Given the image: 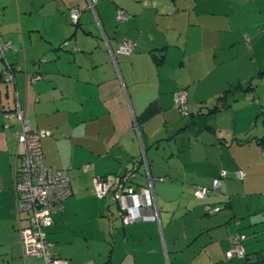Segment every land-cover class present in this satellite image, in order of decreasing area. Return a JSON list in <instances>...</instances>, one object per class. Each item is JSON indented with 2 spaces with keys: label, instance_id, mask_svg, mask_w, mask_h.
Instances as JSON below:
<instances>
[{
  "label": "crops",
  "instance_id": "obj_1",
  "mask_svg": "<svg viewBox=\"0 0 264 264\" xmlns=\"http://www.w3.org/2000/svg\"><path fill=\"white\" fill-rule=\"evenodd\" d=\"M86 5L0 0V38L12 44L0 59V264H45L26 256L20 239L21 125L13 118L4 126V112L18 102L34 128L51 132L42 138L45 162L71 180L47 229L55 256L68 264H264V121L257 124L264 92L250 89L254 103L209 113L231 89L212 77L217 66L243 67L240 84L264 66V0H100L99 21ZM72 7L83 10L79 27ZM118 7L126 20L116 19ZM125 39L138 43L131 56L117 51ZM196 50L209 67L197 76ZM152 53L165 55L161 65ZM8 65L16 69L9 83ZM179 88L188 92L189 114L175 106ZM132 168L139 194L153 182L158 219L125 225L119 206L97 196L94 179L117 183ZM198 186L209 189L206 198L195 196ZM237 234L246 236V256L227 258Z\"/></svg>",
  "mask_w": 264,
  "mask_h": 264
},
{
  "label": "built area",
  "instance_id": "obj_2",
  "mask_svg": "<svg viewBox=\"0 0 264 264\" xmlns=\"http://www.w3.org/2000/svg\"><path fill=\"white\" fill-rule=\"evenodd\" d=\"M98 0H87L88 6L94 13ZM80 12L77 7L71 9V16L77 19ZM117 17L124 19L127 14L123 10L118 11ZM11 47L8 40L0 38V53ZM131 41H124L119 44L118 51L131 54L134 49ZM14 70L8 66L6 81L14 79ZM188 92L186 89H179L175 93V101L178 107L186 112ZM6 119L16 118L20 121L21 129L19 143L22 145L21 164L15 166V192L17 197L18 221L20 239L26 256L33 255L42 257L45 264H68L66 259L57 257L52 250V242L47 237V229L53 224L52 213L63 207L64 200L72 193V186L68 171L56 168L47 164L44 160L42 148V138L51 134L50 130L44 128H34L26 118L24 107L18 102L12 111L5 113ZM9 123H5L8 127ZM89 164L84 165L88 170ZM135 172L129 171L124 174L117 183H112L104 177H95L96 193L99 197H106L112 190L111 196L118 201L121 206V214L125 224L138 220L158 219V207L153 190V182L149 180L148 185L141 188L140 194L132 184ZM236 176L244 179V170H237ZM221 179L213 181V187L218 188ZM209 189L198 187L196 196L205 198ZM148 209H150L148 211ZM219 210L214 208L212 213ZM25 213L27 223L23 225L21 214ZM264 215V211H263ZM245 235L237 234L232 238V247L227 250L226 255L232 257H244L246 251L244 247ZM264 256V254H262Z\"/></svg>",
  "mask_w": 264,
  "mask_h": 264
},
{
  "label": "rangeland",
  "instance_id": "obj_3",
  "mask_svg": "<svg viewBox=\"0 0 264 264\" xmlns=\"http://www.w3.org/2000/svg\"><path fill=\"white\" fill-rule=\"evenodd\" d=\"M231 52L225 51L220 58H224V56L230 54ZM193 66H191L193 70V74L195 76L205 72L206 70L209 69L208 65L203 63V60H201L202 57H198L197 50L194 51L193 53ZM200 54V53H199ZM264 66L261 67L263 69ZM243 69V67H240L237 63H225L224 65H219L216 67V69L212 73V77L216 78L217 81L219 82V88H222L223 86H230L231 87V92L233 95L231 96L232 99V104L239 102L240 100H244V91L241 90V84L244 87H247L248 85L254 86L251 90L259 94H262L264 92V73H261V69L258 68L256 72L253 74V77L248 78L244 80L241 84L239 81V76L243 75V73L239 74V70ZM246 69V68H245ZM246 71V70H245ZM230 81V82H229ZM204 85V83H202ZM202 87V86H201ZM220 88V89H221ZM213 88H208L206 89L209 91V93H212ZM202 90V89H201ZM201 92V91H200ZM238 97L235 101L234 98ZM263 103V102H262ZM264 121V114L260 117V120L257 122L258 126H261V123ZM110 198V197H109ZM108 198V199H109ZM111 200V199H109ZM41 263V262H39Z\"/></svg>",
  "mask_w": 264,
  "mask_h": 264
},
{
  "label": "trees",
  "instance_id": "obj_4",
  "mask_svg": "<svg viewBox=\"0 0 264 264\" xmlns=\"http://www.w3.org/2000/svg\"><path fill=\"white\" fill-rule=\"evenodd\" d=\"M99 1L100 0H98L97 1V4H96V6H95V11H96V13H94L93 11H92V9H90L89 8V6H88V3H87V5H86V9L87 10H89V11H92L94 14H95V17L97 16L98 17V14H97V5H98V3H99ZM72 8H74V7H72ZM72 8H70V19H71V22H72V24H74L75 25V27H79L80 26V20H81V16H82V12H83V10H82V8H78V10H79V12H80V15H79V17L77 18V19H74L72 16H71V9ZM119 10H123V11H125V13L127 14V17L126 18H124V19H119L118 17H117V15H118V11ZM128 16H129V13H128V11L126 10V9H124V8H122V7H118V9H117V12H116V19L118 20V21H123V20H126L127 18H128ZM96 17V19L99 21V18H97ZM1 37V36H0ZM124 41H131L133 44H134V49H133V51H132V53L131 54H125V53H122V54H125V55H128V56H131L133 53H134V51L136 50V48H137V46H138V43L136 42V41H134V40H132V39H125V40H123V41H121L120 43H122V42H124ZM119 43V44H120ZM68 45H69V40H65L62 44H61V48L63 49H65V48H67L68 47ZM119 46V45H118ZM11 47H12V44H11ZM11 47H9L8 49H6L5 50V52L3 53V54H1L0 53V59H2V60H6V52L11 48ZM75 50H80V48H78V47H75L74 48ZM117 51H118V47H117ZM119 52V51H118ZM121 53V52H120ZM153 54V56H154V60H155V62H156V64L157 65H161L162 63H163V60H164V57H165V55L164 54H162L161 56H157L155 53H152ZM42 60H46V58H42ZM13 65V64H12ZM8 66H10L11 68H12V70H14L13 71V73H14V79L12 80V81H6V77H7V74H8ZM7 66V68H6V66H5V68H4V70L5 71H3V78H4V81H6V82H13L14 80H15V72H16V69H15V67H13V66H11V65H8ZM261 73H264V68L263 69H261ZM34 75H38V76H40V74H34ZM37 78H39V77H37V76H35V78L34 79H37ZM42 78V77H41ZM254 86H252V85H248L247 87H244L243 85H241V90H243L244 91V98L248 101V102H250V103H254L255 101H257V98H256V96L254 95V93H252V92H250L249 90L250 89H252ZM179 89H182V88H179ZM178 89V90H179ZM183 89H185V88H183ZM177 90V91H178ZM176 91V92H177ZM187 91V90H186ZM232 90L229 88L228 90H226L225 92H224V94H222L219 98H218V100H217V102H216V104H213V106L212 107H210V110H209V113L210 112H215V111H217V110H220L221 108H226V107H228V106H230L231 104H232V99H231V96L233 95V93L231 92ZM175 92V93H176ZM175 106L177 107V108H179L178 107V105L176 104V101H175ZM15 108V106L12 108V109H10V110H7L6 112H9V111H12L13 109ZM186 108H187V110H186V112H183L180 108V111L183 113V114H189L190 112H189V109H188V100H187V104H186ZM6 112H4V113H6ZM5 115V114H4ZM13 119V118H12ZM16 119V118H15ZM9 120L10 119H7V122L9 123ZM6 123V122H5ZM5 123H4V126H5ZM33 126V125H32ZM44 152V151H43ZM45 158V157H44ZM45 160V159H44ZM133 169L134 168H132V171H133ZM134 180H135V178H133V181H132V184L133 185H135V182H134ZM136 186V185H135ZM198 187H204V186H198ZM197 187V188H198ZM220 187V186H219ZM218 187V188H219ZM214 188V187H213ZM215 189H217V188H215ZM197 190V189H196ZM196 190H195V192H194V194H195V196H196ZM97 194V193H96ZM209 195V191H208V194H207V196ZM98 196V195H97ZM206 196V197H207ZM99 197V196H98ZM107 197H110V199L114 202V203H116L118 206H119V216H120V218H121V220H122V222L124 223V219H123V214H121V206H120V204H119V202L118 201H116V200H114L113 198H112V196H111V194L109 193L106 197H102V198H107ZM197 197V196H196ZM205 197V198H206ZM101 198V197H100ZM197 198H199V197H197ZM199 199H204V198H199ZM216 208H219V207H216ZM214 209V208H213ZM220 209V208H219ZM212 210V209H211ZM219 210H217L216 212H218ZM54 223V222H53ZM125 224V223H124ZM53 225V224H52ZM51 225V226H52ZM125 225H127V224H125ZM50 226V227H51ZM232 247V246H231ZM230 247V248H231ZM229 248V249H230ZM228 249V250H229ZM226 252H227V250H226ZM226 252H225V255H226ZM226 257H227V255H226ZM227 258H229V257H227ZM233 258V257H232Z\"/></svg>",
  "mask_w": 264,
  "mask_h": 264
}]
</instances>
